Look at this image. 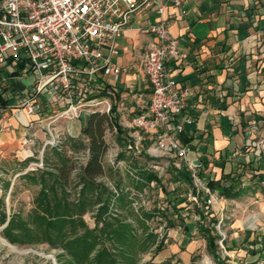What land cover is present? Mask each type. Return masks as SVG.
Listing matches in <instances>:
<instances>
[{
	"label": "crops",
	"instance_id": "obj_1",
	"mask_svg": "<svg viewBox=\"0 0 264 264\" xmlns=\"http://www.w3.org/2000/svg\"><path fill=\"white\" fill-rule=\"evenodd\" d=\"M148 17L154 15L147 10L131 14L116 38L114 60L129 67L118 87L120 98L132 103L130 114L146 110L150 98L141 64L156 38L137 28ZM162 17L178 39L180 56L171 63L173 75L179 86L193 91L184 104L193 120L185 123L180 142L188 148V157L199 162L204 177L233 187L231 194L219 193L227 206L234 202L241 209L264 211V0H183L180 7L169 6ZM25 86L17 73L0 68V127L7 125L0 130V168L9 160L30 161L35 144L40 146L46 138L45 113L38 119L17 106ZM81 126L79 119H70L58 130L63 137L74 136ZM194 207H200L197 199ZM189 214L181 221L182 239L168 245L170 254L184 264L195 245L189 238L198 229ZM234 225L242 228V219ZM262 245L261 232L225 240L226 250L239 260L236 264L250 263Z\"/></svg>",
	"mask_w": 264,
	"mask_h": 264
},
{
	"label": "rangeland",
	"instance_id": "obj_2",
	"mask_svg": "<svg viewBox=\"0 0 264 264\" xmlns=\"http://www.w3.org/2000/svg\"><path fill=\"white\" fill-rule=\"evenodd\" d=\"M29 79L30 77L23 76L21 81L27 85ZM118 104V122L128 131L125 120L129 118L128 108L132 103L119 97ZM87 118L88 116L79 118L82 125ZM69 120L60 118L54 122L57 128L54 134L59 139L57 145L47 144L43 147L44 140L40 146L39 143L35 144L30 161L9 160L0 168V236L3 237L2 225H6L11 218V233L16 241L11 243L3 238L19 250L15 251L0 241V264H91V257L102 247L106 249L109 259L116 264H145L149 261L184 264L176 255L170 254L168 245L182 239L184 229L181 221L188 220L189 213L199 222L194 208L196 199L201 209L207 207L203 199H208L212 215L217 219L215 230L219 238L216 239L215 254H211L206 249L201 232L195 228L194 234L189 238H193L195 245L187 264H236L239 260L230 255L223 240V246L221 245L220 238L229 240L230 237H249L255 236L256 232L264 233V211L261 208L241 209L234 202L227 206L216 190H211L210 194L201 192L202 195L195 196L193 200V181L188 184L174 180L184 166L180 159L161 155L153 147L148 150L151 142L147 139L137 148H128L118 141L114 128H106L104 131L107 143L101 159L104 171L97 177V182L102 184L100 190L104 191L102 203H93L98 193L97 188L87 187L85 196H79L82 185L78 175L86 162L88 151L85 147H71L67 140L74 137L87 142V139L81 134V130L77 135L65 134L63 137L59 130H64ZM45 137L50 138L48 132H45ZM53 147H58L59 152L64 150L70 159L72 169L66 187L67 201L74 203L72 207H76V212L69 213L62 204L58 208V215L50 218L39 210H34L38 206L41 183L39 175L32 178V173L56 171V166L61 162L60 157L52 150ZM142 171L153 172L155 178L147 182L142 177ZM8 177L10 180L7 183L5 178ZM45 177L49 178L47 175ZM172 201L176 204H171ZM79 211L83 212L82 221L79 220ZM3 214L6 220L1 223ZM237 218L242 219V228L234 225ZM169 220H173L176 227H171ZM96 221H99L97 227L102 226L103 231H96L99 239H92V234H83L84 225L91 228ZM202 224L208 225V220H203ZM84 242L90 245L84 248ZM157 244L163 245V248L155 254ZM258 252L261 253L248 264H264V250L256 253Z\"/></svg>",
	"mask_w": 264,
	"mask_h": 264
},
{
	"label": "built area",
	"instance_id": "obj_3",
	"mask_svg": "<svg viewBox=\"0 0 264 264\" xmlns=\"http://www.w3.org/2000/svg\"><path fill=\"white\" fill-rule=\"evenodd\" d=\"M182 2L0 0V68H8L21 78L30 77L17 106L37 114L38 119L45 113L43 127L50 138L43 147L59 142L54 122L60 118L114 113L113 97L119 93L122 75L129 71L127 65L114 60L118 54L116 38L128 26L131 14L147 10L154 18L140 21L137 28L156 38L141 64L150 98L146 110L132 112L125 120L129 128L126 145L137 148L147 138L151 142L148 150L153 147L161 155L183 162L196 196L211 193L198 173L199 162L188 157V148L179 139L185 123L193 120L184 105L193 91L179 86L173 75L171 63L180 56L178 39L162 15L169 6L180 7ZM4 127L7 125L0 130Z\"/></svg>",
	"mask_w": 264,
	"mask_h": 264
},
{
	"label": "trees",
	"instance_id": "obj_4",
	"mask_svg": "<svg viewBox=\"0 0 264 264\" xmlns=\"http://www.w3.org/2000/svg\"><path fill=\"white\" fill-rule=\"evenodd\" d=\"M119 93L115 94L114 104L112 110L114 113L106 114L102 112H93L91 113L85 123L81 127V134L87 139V142H84L83 139H75L74 137H70L67 142L71 147H85L88 151V157L86 159L85 164L79 171V181L81 183V190L79 192V196H85L84 192L87 187L97 188L98 193L93 200V203L100 204L102 203V196L104 191L100 190L102 184L97 182V177L103 173V165H102V156L107 149V143L104 138V131L106 128H114L115 133L117 135L118 141L122 144H126V136L124 128L118 122V115L116 114V103L119 101ZM58 147H53L52 150L60 157V164L56 166V171H40L33 172V177L35 178L36 174L39 175V181L41 183V189L38 196V206L34 208V210H39L42 214L47 215L48 217H55L58 215V208L63 204L65 210H69V213L74 214L75 208L72 207V204L67 201V191L66 187L69 182V172L72 169L71 163H69V157L62 152L57 150ZM46 155V149L44 150V156ZM145 156V155H144ZM47 160V156H46ZM199 175L204 179L206 185L210 188V190H216L218 193L222 194H231L233 191V187L231 185H222L219 180H214L213 176L204 177L202 175V170L199 169ZM142 177L146 179L147 182L152 181L155 178V174L151 171H142ZM45 175L49 178L46 179ZM175 181H183L188 184L192 183V178L189 170L182 166L178 171V175L174 178ZM194 192V191H193ZM202 193H198L197 196H201ZM206 196V195H205ZM203 199V198H202ZM204 203L206 201L203 199ZM171 204H176L174 201ZM207 204V203H206ZM196 213L198 214L199 222L198 229L202 234V237L205 240L206 249L209 253L215 254L217 248L216 239L219 236L215 230V224L217 223V219L212 215V211L207 204L205 209H201L200 207H194ZM79 217L81 219L82 211H79ZM69 215V214H68ZM208 220V225L204 226L202 224L203 220ZM6 220L5 215L2 216V222L4 223ZM99 221L95 222L94 227L87 228L85 226V230L83 234H92V239H99V235L96 234V231H103V227H97ZM13 221L10 218L6 225L2 228V235L9 242L13 243L16 241L15 237H13L11 233V229L13 227ZM82 224H84L82 222ZM169 225L173 227L175 224L173 220H169ZM223 243L225 245V240L223 239ZM90 244L84 242V248H87ZM82 246V247H83ZM163 245L157 244L155 248V254L162 250ZM264 250V247L260 248L259 251ZM254 253V251H252ZM110 257L106 253V249L104 247L100 248L93 257H91V264H116L112 262ZM145 264H161L149 261Z\"/></svg>",
	"mask_w": 264,
	"mask_h": 264
},
{
	"label": "bare ground",
	"instance_id": "obj_5",
	"mask_svg": "<svg viewBox=\"0 0 264 264\" xmlns=\"http://www.w3.org/2000/svg\"><path fill=\"white\" fill-rule=\"evenodd\" d=\"M0 241L2 244L9 246L15 251H19L15 246L11 245L7 240H5L3 237L0 236Z\"/></svg>",
	"mask_w": 264,
	"mask_h": 264
},
{
	"label": "water",
	"instance_id": "obj_6",
	"mask_svg": "<svg viewBox=\"0 0 264 264\" xmlns=\"http://www.w3.org/2000/svg\"><path fill=\"white\" fill-rule=\"evenodd\" d=\"M2 226H5V224H4V225H2Z\"/></svg>",
	"mask_w": 264,
	"mask_h": 264
}]
</instances>
